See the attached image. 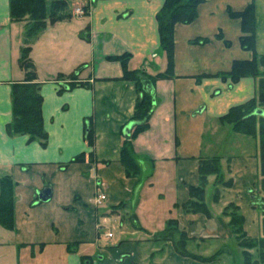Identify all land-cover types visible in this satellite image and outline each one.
Listing matches in <instances>:
<instances>
[{"label":"crops","instance_id":"obj_1","mask_svg":"<svg viewBox=\"0 0 264 264\" xmlns=\"http://www.w3.org/2000/svg\"><path fill=\"white\" fill-rule=\"evenodd\" d=\"M67 4L64 19L48 25L31 44L48 134L44 148L29 142L28 136L7 133L13 119L12 85L25 80L19 59L27 22L13 21L9 0H0V181L10 177L16 185L15 228L0 226V264H83V257H90L88 264H222L225 256L234 263L240 256L243 264V251L223 211L235 204L248 237L263 236L262 215L253 207L252 195L260 181L259 146L220 119L257 96V79L233 83L221 75L229 73L235 61L254 57L241 47V20L229 12L254 5L255 52L264 56V0H205L195 21L175 25L174 75L155 85L149 127L133 140L141 172L131 178L120 157L131 131L137 88L122 79L121 63L108 57L129 54L128 68L149 75L166 71L156 19L164 0ZM194 40L200 43H191ZM73 73L89 87L60 91L70 81L59 76ZM87 119L94 127L93 146L85 138ZM83 153H92L94 162L87 156L85 162L71 163ZM211 158L221 160L223 183L232 185L217 184L210 176L205 203L211 218L185 213L190 188L199 185L200 160ZM100 187L107 199L96 206ZM45 188H51L52 197L42 203L38 192ZM217 189L220 198L215 201ZM209 190L213 196L208 200ZM113 220L120 226L118 244L101 247L102 233L106 239L115 237ZM170 221L187 235L189 254H224L204 263L178 254L172 241H154Z\"/></svg>","mask_w":264,"mask_h":264},{"label":"trees","instance_id":"obj_2","mask_svg":"<svg viewBox=\"0 0 264 264\" xmlns=\"http://www.w3.org/2000/svg\"><path fill=\"white\" fill-rule=\"evenodd\" d=\"M50 1L51 4L48 3ZM205 0H164L162 9L157 14L160 46L167 57V68L164 73L149 75L140 70L128 68L129 54L116 57H108L110 61H118L123 67V80L133 81L137 88V103L131 119L132 128L130 135L125 136L121 148L120 163L125 168L126 176L137 177L140 166L133 154V140L137 135L149 127V122L156 103L155 85L161 79L172 78L174 75V28L178 23L191 24L197 18V9ZM10 15L13 21H26L25 47L21 51L19 59L20 67L25 71V80L14 83L11 89L13 108L12 122L7 125L9 136H28L29 142H39L42 147L48 145V134L44 129L41 95V86L37 82L35 65L30 58L31 44L38 39L48 25H54L64 19L61 12L67 9V0H9ZM62 15H61V14ZM60 14V15H59ZM230 16L241 20L243 35L240 38L241 47L253 52L252 61H235L232 69L221 76L236 83L242 78L251 77L257 79V96L237 107H233L223 116L222 123L232 125L233 131L237 134L254 138L259 146V176L258 199L254 196L253 207L258 209L262 215L261 228L263 236L259 239L248 237L244 229L245 218L241 210L235 204L228 205L223 215L229 218V226L239 247L242 249L243 264H264V116L255 115L258 109L264 110V56L255 52V9L249 5L243 12H229ZM49 22V23H47ZM218 39H223L221 35ZM202 41V40H201ZM208 42L204 40L203 43ZM226 42V41H225ZM191 43H200L194 40ZM228 45L229 43L226 42ZM70 82L62 87L64 89H75L78 87H89L87 82H78L76 73L69 76H59ZM66 87V88H65ZM85 138L89 146L94 144V127L91 119L85 122ZM88 156L90 162H94L93 154H80L71 163L85 162ZM215 176L217 184H224L231 187V182L223 183L221 174V160L219 158L201 159L199 168V185L190 188V199L183 205L185 213H202L211 218L210 210L205 203V189L208 178ZM15 183L10 177H4L0 181V226L7 230L15 228ZM220 191L215 192L214 200L218 201ZM256 199V200H255ZM172 241L178 254L183 257H192L204 263L218 260L224 251L217 252L213 256L204 258L191 255L186 250L189 241L187 235L181 232L176 221H170L167 228L160 233L159 240ZM77 244H72L76 247ZM256 249L258 257L253 261L252 250ZM91 263L90 257H83V264Z\"/></svg>","mask_w":264,"mask_h":264},{"label":"rangeland","instance_id":"obj_3","mask_svg":"<svg viewBox=\"0 0 264 264\" xmlns=\"http://www.w3.org/2000/svg\"><path fill=\"white\" fill-rule=\"evenodd\" d=\"M48 3L49 4H51L50 3V1H48ZM62 14H63V12H61ZM60 13V14H61ZM59 14V15H60ZM23 22V21H22ZM47 23H49V22H47ZM255 98V97H254ZM254 98H252V99H254ZM251 99V100H252ZM250 101V100H249ZM248 102V101H247ZM264 111V110H263ZM257 191L259 192V190L257 189L256 191L255 190H253V193H252V195H253V197L255 196L256 197V199H258L257 198V196H259L258 194L259 193H257ZM213 196V191L212 190H209L208 192H207V198H208V200L209 199H211V197ZM255 199V200H256ZM104 203V202H103ZM110 227H111V230H112V232L114 233V235H115V237L113 238V239H106L105 237H104V235H103V233L101 234V242H100V246L101 247H111V246H114V245H117L118 244V239H119V237H121V234H120V226H119V223L116 221H112L111 222V225H110ZM107 230V229H106ZM96 251H99V249H98V247H96V248H94V253H96ZM252 254H253V261L252 262H255V259H257V257H258V252H257V250L256 249H253L252 251ZM101 255V254H100ZM102 256V255H101ZM222 264H241V258H240V256H238L237 257V262H233V260H232V258L230 257H227V256H225V258H224V261L222 262Z\"/></svg>","mask_w":264,"mask_h":264},{"label":"water","instance_id":"obj_4","mask_svg":"<svg viewBox=\"0 0 264 264\" xmlns=\"http://www.w3.org/2000/svg\"><path fill=\"white\" fill-rule=\"evenodd\" d=\"M254 114L258 115V116H264V111L261 110V109H258V110L255 111ZM131 128H132V126H130V129ZM128 135H130V132H128ZM51 197H52L51 188H45L44 190L38 192V200H39V202L47 203V202H49L51 200Z\"/></svg>","mask_w":264,"mask_h":264},{"label":"built area","instance_id":"obj_5","mask_svg":"<svg viewBox=\"0 0 264 264\" xmlns=\"http://www.w3.org/2000/svg\"><path fill=\"white\" fill-rule=\"evenodd\" d=\"M77 14L79 15H84L83 14V10L82 9H77ZM107 199V194L103 191V189L100 187L98 190H97V193H96V196H95V199H94V204L96 206L98 205H101L103 202H105ZM113 236V234L111 232H109L107 234V237L111 238Z\"/></svg>","mask_w":264,"mask_h":264}]
</instances>
